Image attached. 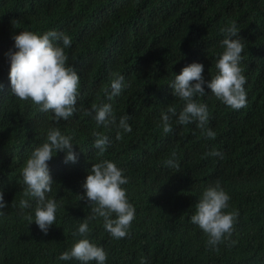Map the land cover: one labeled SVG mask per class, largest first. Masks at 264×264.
<instances>
[{
    "label": "trees",
    "instance_id": "trees-1",
    "mask_svg": "<svg viewBox=\"0 0 264 264\" xmlns=\"http://www.w3.org/2000/svg\"><path fill=\"white\" fill-rule=\"evenodd\" d=\"M232 22L245 46L240 62L245 75L255 52H264V0H0V189L8 205L0 215V264H81L59 257L84 238L78 228L93 216L88 202L79 200L85 195L81 179L93 164L112 157L108 146L102 155L93 147V133L106 135L107 128L94 123L92 109L104 103L135 115L142 120L139 126L159 122L135 125L113 160L124 170L128 183L122 187L135 208L128 235L113 238L102 217L88 221V239L104 248L105 264H141L142 259L146 264H264V90L251 85L246 107L235 110L205 85V95L195 99L208 106L206 127L215 132L213 139L202 135L197 122L180 125L175 117L173 130L165 134L161 119L168 107L179 113L185 105L169 87L185 66L203 64L206 81L217 75L224 51L221 29ZM20 31H56L71 38L64 51L80 83L77 111L67 121L56 124L52 111L11 94L5 54L16 51L14 36ZM54 43L64 47L62 41ZM117 74L127 88L109 100ZM138 83L147 87L145 98ZM133 104L147 107L146 112H136ZM53 127L72 137L78 160L66 164L62 152H54L48 163L54 182L46 197L58 208L45 235L34 222L36 199L23 196L22 169L30 152L48 142ZM213 150L221 156L207 155ZM169 159L179 167L166 165ZM237 174L242 183L233 181ZM217 182L230 196L224 211L239 215L231 235L213 247L191 216L203 192ZM21 199L31 207L21 209Z\"/></svg>",
    "mask_w": 264,
    "mask_h": 264
},
{
    "label": "clouds",
    "instance_id": "clouds-1",
    "mask_svg": "<svg viewBox=\"0 0 264 264\" xmlns=\"http://www.w3.org/2000/svg\"><path fill=\"white\" fill-rule=\"evenodd\" d=\"M221 32L225 34L221 42L224 51L216 63L217 75L206 81L203 75V64L196 62L185 66L179 75H175L169 87L173 89L175 96L185 102V105L179 113L175 107H168L167 112L162 114L165 134L173 130L172 120L175 117L180 125L197 122L202 135L210 139L215 138V132L206 127L209 122L208 106L198 103L195 99L198 95H205V85L217 99L235 110L246 107L251 85L264 90V81H262L264 52H255L244 75L240 62L245 46L241 42L235 22H232L229 27L222 28ZM14 41L16 51L9 50L5 54L10 61L11 94L22 101L31 100L40 106L41 111H52L56 124H59L61 120L67 121L77 111L80 83V75L68 65V57L64 51V48L70 46L71 38L56 31H48L42 35L32 31H20L14 36ZM56 41H62L64 47L54 43ZM107 52L108 47L104 46L103 60L107 59ZM141 78L143 77H137L138 80ZM109 87H111V93L107 95L111 100L112 97L122 93L125 87L127 88V81L123 75L117 74ZM2 89L3 85L0 84V90ZM136 89L141 93V97L145 98L147 87L138 83ZM133 107L138 113L147 110V107H137L134 104ZM113 110L111 104L108 103L100 106L93 105L94 123L103 129L107 128L106 135L100 132L93 133L96 137L93 147L98 149L102 155L108 146L112 157L110 161L103 160L93 164L81 179L80 186L85 190V195H79V200L88 202L93 216L86 218L80 224L78 234L84 238L76 242L70 251L63 252L59 257L61 260L76 259L81 264H89L91 261L105 264L107 253L104 248L88 239L89 219L102 217L106 231L113 238L121 239L128 235L131 222L135 218V208L129 203L126 189L122 187L128 183V179L124 175V170L118 168L113 160L129 140L135 125L147 128V126H158L159 122L139 126L138 123L142 120L135 115L130 117L115 106ZM85 114L91 115L92 112L87 111ZM47 140L48 142L35 148L32 153L30 152L22 169L23 181L26 185L23 196L36 199L34 222L45 235L55 224L58 208L54 199L46 197V193L51 192V185L54 182L49 173L48 163L54 157V152H62V160L65 158L66 164L69 162L74 164L78 160V155L74 152L71 143L72 137L63 135L58 127H53L48 131ZM207 155L221 156V153L213 150ZM165 164L170 167H179L173 159L165 161ZM242 179V176L237 174L233 181L242 183ZM229 200L230 196L217 182L215 186H210L203 192L202 198L196 205V212L191 216V222L207 235V242L210 246L215 247L226 234L230 236L232 233L239 213L224 211L229 206ZM7 207L3 190L0 189V215H4L3 210ZM19 207L27 209L31 207V204L28 200L21 199ZM27 218L32 220L31 216ZM141 264H146V261L142 259Z\"/></svg>",
    "mask_w": 264,
    "mask_h": 264
}]
</instances>
